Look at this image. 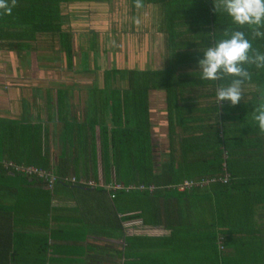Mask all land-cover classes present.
<instances>
[{
    "label": "trees",
    "instance_id": "trees-1",
    "mask_svg": "<svg viewBox=\"0 0 264 264\" xmlns=\"http://www.w3.org/2000/svg\"><path fill=\"white\" fill-rule=\"evenodd\" d=\"M90 2L107 4L116 13L123 2L130 32L147 7L154 18L156 11L162 67L103 69L100 87L92 82L78 92L85 95L81 119L71 89L63 88L69 101L59 121L69 151L54 166L39 154V125L26 118H0V264H264V226L258 225L264 222V133L252 117L261 103L256 89L264 90V69H248L252 79L244 85L242 100L230 106L227 101L218 105L216 89L232 77L202 80L198 68L208 47L230 38L225 30L244 31L260 53L264 38H253L247 26L240 28L223 11L215 13V0H142L139 9L135 0H17L11 15L0 10V53H23L29 64L30 53L47 37L70 70L73 43L63 8ZM89 36L87 46L78 47L83 72L88 59L98 63L92 55L96 34ZM95 66L93 70L100 68ZM157 102L165 128L163 155L152 132L151 108ZM96 145L103 186L60 180L74 177L97 184L94 176L87 179L72 169L84 154L92 161ZM5 162L60 179L47 187L35 175L5 168ZM184 182L189 187L179 190ZM111 185L121 188H105ZM53 218L122 231V246L117 252L111 246L83 248V225L59 226L49 221ZM131 223L162 233H126L124 224Z\"/></svg>",
    "mask_w": 264,
    "mask_h": 264
},
{
    "label": "rangeland",
    "instance_id": "rangeland-1",
    "mask_svg": "<svg viewBox=\"0 0 264 264\" xmlns=\"http://www.w3.org/2000/svg\"><path fill=\"white\" fill-rule=\"evenodd\" d=\"M121 3L122 5L118 13L111 11L109 5L104 3L90 2L66 5L63 9L73 43L71 69H65L63 58L60 59V55L54 52L56 49L54 41L45 37L43 41H38L36 52L32 53L33 62L29 58V64H24L23 69L27 70V79L30 78V80L25 79V81H37V84L43 86L45 89L50 88L52 93L56 92L55 88H58L59 85L65 86L71 89L73 95H76L92 82L97 87H100L103 69H109L113 66L118 69L161 68L164 54L162 47L163 40L161 33L158 32L156 11L154 18L153 10L147 7L144 10L145 12L138 18L135 31L130 32L129 26L126 24L129 22V19L125 12L124 4L123 2ZM114 5L112 4L113 7ZM91 33L96 34L95 45L97 49L96 53L92 55L95 59L98 57V63L97 61L92 63L88 59V70L83 72L79 70L77 62L78 56L80 55L78 47L82 46L85 48L87 46ZM38 49H42L43 51L39 52ZM82 52L90 55L88 50L80 51V53ZM53 58L56 61L51 63L50 60ZM15 60L16 57L12 53H0V61L4 63V66L0 63V81H8L9 83L5 84L4 89L1 90L7 91L11 85L10 81H20L13 80L14 75H12V70H14ZM96 64L100 68L93 70ZM29 65L31 66L29 67ZM39 65L43 67L48 66V69L38 68ZM0 84H3V82H0ZM36 89L34 88L33 91ZM34 94L39 96V93L36 91ZM153 97L158 98V94L155 93ZM34 104L36 103L34 102ZM37 107L41 108L40 104ZM162 113L160 103H153L151 108L152 132L155 134L158 148L166 152L165 128L162 121ZM130 225V231H128L130 233L148 235H158L160 233L158 228L144 229L138 223H132Z\"/></svg>",
    "mask_w": 264,
    "mask_h": 264
},
{
    "label": "crops",
    "instance_id": "crops-1",
    "mask_svg": "<svg viewBox=\"0 0 264 264\" xmlns=\"http://www.w3.org/2000/svg\"><path fill=\"white\" fill-rule=\"evenodd\" d=\"M22 55L23 53L18 57L16 56L15 66L13 68L14 70H12V75H14L13 80L20 81H10L11 85L8 87L7 91L1 89H4L5 84H9L8 81H0L3 82V84H0V118L8 121H19V119L21 118H26V120H29L32 124L39 125L42 128L39 154L45 155V157L49 161V164L51 166H54L57 162V159L58 162H60L62 154L64 153V156H67L69 151L66 141H61L63 126L59 121L60 110L64 109L66 112V104L69 101V96L66 95V93H61V90H64L63 88L67 87L59 85L58 88H55L56 92L52 93L50 88L45 89L43 86L38 85L37 81H25V79L30 80V78L27 79V70L23 69V67L25 66L24 64L28 63L26 62L25 56ZM29 56V58H31L30 60H32L33 62L32 53H30ZM0 63L3 64L2 66H4V63H2V61H0ZM30 66L31 65H29V67ZM34 88L37 89L33 91ZM35 91L39 93V96H36L34 94ZM70 99L74 104L73 108L76 110L75 112L77 113L78 119H81L83 111L85 109V105L83 104L85 95L80 93L76 95L72 94L70 95ZM34 102L36 104H34ZM39 104L41 108L37 107V105ZM57 140H59V142ZM159 151V153L162 155L165 153L163 149L159 148ZM88 159H90L88 155H82V157L75 164V167H72V169H75L76 173L80 174L82 177H87V179H92L91 177L94 176L97 182L96 185L98 187L103 186L104 184L102 183V170L99 162V150L97 145L94 149V159H92V161ZM69 171H71L70 174H72V170ZM107 190L114 192V190L112 189ZM62 202L63 201L60 200L61 206ZM63 206H67V204ZM49 221L51 223H57L59 226L62 225L65 227L67 225L63 224L67 222L83 225L80 220L66 221L61 218H53ZM258 222L259 226H264L263 221ZM83 227L87 238V241L82 244L83 248L89 246L94 247L95 245L97 247L108 249L111 246L113 250L117 252L119 247L122 246V231H115L109 228L93 226L90 224L83 225ZM130 227V224H124L126 233L130 231ZM145 228L150 229L151 227H144V229ZM161 233L162 231L160 230V233L158 235H160ZM55 247L59 249L61 248L57 245H55ZM62 248L65 247L62 246Z\"/></svg>",
    "mask_w": 264,
    "mask_h": 264
},
{
    "label": "clouds",
    "instance_id": "clouds-1",
    "mask_svg": "<svg viewBox=\"0 0 264 264\" xmlns=\"http://www.w3.org/2000/svg\"><path fill=\"white\" fill-rule=\"evenodd\" d=\"M16 4L17 0H0V10L4 15H11ZM213 5L215 13L223 11L240 28L247 26L253 38H264L261 30L264 29V0H215ZM135 7L142 8V0H135ZM223 35L230 38L208 47L203 58L198 60V68L202 80L222 81L232 77L229 84L217 86L216 100L218 105L227 101L230 106H236L242 100L244 85L252 79L248 69L253 66L257 70L264 69V53L253 48L244 31L225 30ZM249 86L255 88L254 85ZM256 90L260 92L261 103L253 109L252 117L259 131L264 133V90Z\"/></svg>",
    "mask_w": 264,
    "mask_h": 264
},
{
    "label": "built area",
    "instance_id": "built-area-1",
    "mask_svg": "<svg viewBox=\"0 0 264 264\" xmlns=\"http://www.w3.org/2000/svg\"><path fill=\"white\" fill-rule=\"evenodd\" d=\"M3 166L5 168L13 169L14 171H17L19 173H23L25 175H35L38 178L43 179V181L45 182L47 187H50V185L52 183H54L55 181L60 179V178H57V176H54L53 174H51L49 172L37 169V168L32 167V166L24 167V166H20V165H15L12 162H5V163H3ZM60 180L66 181L68 183L75 184V185L81 186V187H94V186H96V184L91 180L75 179L74 177H64V178H61ZM204 183H207V182L205 181V182L195 183L194 185H202ZM189 185L190 184L184 182L182 184V186L179 187V190H182L184 187H189ZM105 188L106 189H112V190H118L121 188V186L111 185V186H105Z\"/></svg>",
    "mask_w": 264,
    "mask_h": 264
}]
</instances>
